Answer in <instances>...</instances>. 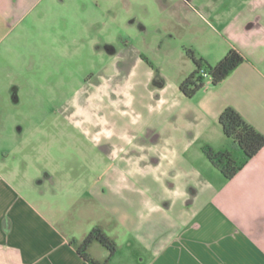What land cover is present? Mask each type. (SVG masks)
<instances>
[{
  "label": "rangeland",
  "instance_id": "1",
  "mask_svg": "<svg viewBox=\"0 0 264 264\" xmlns=\"http://www.w3.org/2000/svg\"><path fill=\"white\" fill-rule=\"evenodd\" d=\"M181 3L45 0L3 21L0 161L69 223L100 222L120 236L94 189L128 185L165 207L219 176L203 153L208 141L214 150L224 143L218 119L205 121L195 100L184 113L171 97L191 70L185 49L197 44Z\"/></svg>",
  "mask_w": 264,
  "mask_h": 264
},
{
  "label": "crops",
  "instance_id": "2",
  "mask_svg": "<svg viewBox=\"0 0 264 264\" xmlns=\"http://www.w3.org/2000/svg\"><path fill=\"white\" fill-rule=\"evenodd\" d=\"M43 1L0 0V32L5 19L20 17ZM181 1L183 19L198 26L192 49L197 56L215 64L233 47L244 61L217 85L207 80L192 97L174 87L171 97L185 102L184 109L195 100L207 122L233 107L264 134V0ZM139 62L149 66L142 54ZM205 123L198 126L202 133L211 128ZM214 130L224 140L215 151H230L241 166L231 179L219 171L213 184L199 183L196 198H175L163 207L128 185L118 190L105 183L101 192L92 191L122 228L120 236L109 234L100 222L86 227L69 223L59 204L23 188L16 168L0 161V264H92L72 240H81L95 226L116 243L109 258L103 245L90 244L87 252L99 264L107 258L106 264H264V146L245 161L219 123ZM205 147L214 150L210 141Z\"/></svg>",
  "mask_w": 264,
  "mask_h": 264
},
{
  "label": "trees",
  "instance_id": "3",
  "mask_svg": "<svg viewBox=\"0 0 264 264\" xmlns=\"http://www.w3.org/2000/svg\"><path fill=\"white\" fill-rule=\"evenodd\" d=\"M186 55L192 60L194 67L179 83V89L187 97H192L203 88L207 80L212 85H217L244 61V57L233 47L215 64L208 63L191 49H186ZM218 123L223 134L242 152L245 161L256 155L264 146V134L248 123L233 107L227 106L222 110L218 116ZM204 154L226 180L231 179L240 169L241 165L230 151H215L211 147H206ZM72 242L76 244L78 253L92 264L99 262L92 259L87 252L91 243L98 242L103 245L109 251L108 258L116 248L114 239L100 226L93 227L81 240H72ZM108 258L102 264H106Z\"/></svg>",
  "mask_w": 264,
  "mask_h": 264
}]
</instances>
